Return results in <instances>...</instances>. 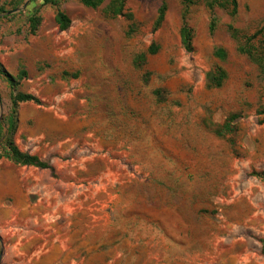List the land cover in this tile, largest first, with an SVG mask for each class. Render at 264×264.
<instances>
[{
	"label": "rangeland",
	"instance_id": "obj_1",
	"mask_svg": "<svg viewBox=\"0 0 264 264\" xmlns=\"http://www.w3.org/2000/svg\"><path fill=\"white\" fill-rule=\"evenodd\" d=\"M212 1L165 0V18L157 27L164 0H124L118 15L117 0L94 9L81 0H61L41 8L42 23L33 37L28 32L32 3L11 13L26 0H0L6 11L0 14V61L9 63L7 56L20 51V59L38 62L45 93L50 80L68 81L55 94L74 95L68 120L85 121L84 131L70 133L69 140L78 136L79 141L68 150L106 157L86 166L85 187L112 181L122 190V213L134 223L168 226L191 242L212 232L215 251L221 234H227L220 222L224 203L236 195L238 175L245 170L249 177L253 168L247 146L255 135L242 123L264 122V74L238 51L228 27L240 30L246 44V37L264 29V0H237L235 16L229 4L211 7ZM58 9L72 22L65 32L55 21ZM186 10L194 34L191 53L180 36ZM218 48L226 51L225 61L214 55ZM218 68L226 80L210 86ZM0 98L2 135L12 114L3 77ZM52 102L50 95L45 107ZM232 115L239 119L229 131L225 125ZM205 255L200 264H221L218 254Z\"/></svg>",
	"mask_w": 264,
	"mask_h": 264
},
{
	"label": "crops",
	"instance_id": "obj_2",
	"mask_svg": "<svg viewBox=\"0 0 264 264\" xmlns=\"http://www.w3.org/2000/svg\"><path fill=\"white\" fill-rule=\"evenodd\" d=\"M41 2L34 1L30 10ZM20 54L23 57L20 51L7 56L10 65L0 62L15 76L22 69L27 72L19 91L36 96L42 105L21 104L14 142L49 168L0 158V264H200L206 251L218 254L221 264H264V178L253 175L264 173V122L242 123L255 135L247 146L253 168L249 177L245 170L238 175L237 193L224 203L220 222L227 234H221L213 251L212 232L205 230L191 242L174 228L134 223L122 213V190L112 181L84 186L86 166L106 157L85 155L77 147L69 152L79 141L78 136L69 140L70 133L84 131L85 121L68 120L74 95L55 94L68 81L50 80L45 93L40 82L46 76L38 62H25ZM50 95L53 102L46 108Z\"/></svg>",
	"mask_w": 264,
	"mask_h": 264
},
{
	"label": "trees",
	"instance_id": "obj_3",
	"mask_svg": "<svg viewBox=\"0 0 264 264\" xmlns=\"http://www.w3.org/2000/svg\"><path fill=\"white\" fill-rule=\"evenodd\" d=\"M35 0H30V3H33ZM104 0H81L82 4L88 8H97L103 3ZM61 0H42L41 4L38 7L33 8L30 11L28 17L29 24V34L36 35L41 23L42 17L40 15V10L42 7L51 5L58 6ZM119 6L116 7L114 13L116 15L122 14V8L124 0H117ZM216 4H221L224 7L229 4L232 6L231 16H235L238 13L239 4L237 0H213L211 7H214ZM4 5H0V14L6 13ZM167 11V4L164 0L161 8L159 9L158 19L156 26L162 24L165 13ZM187 10L183 15V25L180 30L181 42L186 50V52L191 53L194 51L193 46V30L187 23ZM55 21L60 31H66L71 27V19L67 14L61 10H57L55 14ZM229 31L234 39L238 41V51L242 54H247L250 60L258 66L261 72L264 74V29L261 28L256 31L253 35L246 37V44H242L240 30L235 28L233 25H229ZM214 28L212 27L211 30ZM257 40V42H255ZM157 48L152 46L150 48L151 53H156ZM214 55L221 61H225L227 58V53L223 48L216 49ZM0 77H3L9 84L11 89V104H12V114L6 120L7 123V134L0 135V158H6L17 165L21 166H35L38 168H49V165L46 162L40 160L37 156H32L28 153L22 152L16 146L14 142V135L17 131L18 126V111L23 103H34L36 105H42V101L32 94L22 93L19 91L22 81L27 77V72L22 69L18 75L11 74L6 67L0 62ZM227 74L222 68H218L214 71L209 77V85L215 87H221L223 82L226 80ZM239 119L238 115H232L229 118V122L225 125L227 130H231V127L235 125V121ZM5 120V119H4ZM2 131V122H0V133ZM254 176L264 178V173L253 172ZM264 243V241H263ZM264 252V251H263Z\"/></svg>",
	"mask_w": 264,
	"mask_h": 264
},
{
	"label": "water",
	"instance_id": "obj_4",
	"mask_svg": "<svg viewBox=\"0 0 264 264\" xmlns=\"http://www.w3.org/2000/svg\"><path fill=\"white\" fill-rule=\"evenodd\" d=\"M29 1L30 0H26L24 6L22 8L16 9V10L12 11L11 13H19L21 10L26 8V6L28 5ZM0 111H1V98H0ZM1 117L2 116H0V120H1Z\"/></svg>",
	"mask_w": 264,
	"mask_h": 264
}]
</instances>
